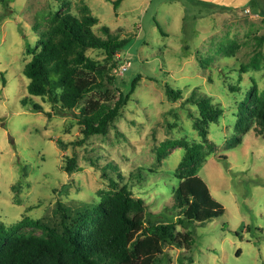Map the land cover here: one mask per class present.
<instances>
[{
    "label": "rangeland",
    "instance_id": "1",
    "mask_svg": "<svg viewBox=\"0 0 264 264\" xmlns=\"http://www.w3.org/2000/svg\"><path fill=\"white\" fill-rule=\"evenodd\" d=\"M112 1L0 0V224L49 220L57 203H98L117 174L118 184L143 201L147 221L174 224L176 239L190 234L191 245L161 249V264H264V134L251 125L237 131L233 116L250 88L264 89V0L255 7L249 0H124L116 9ZM84 7L98 19L96 34L106 26L130 39L111 72L115 98L140 77L106 135L87 139L72 115L28 98L22 74L31 58L26 49L36 47L44 24L66 9L81 15ZM253 57L259 67L243 70ZM166 86L180 98L170 100ZM192 93L222 109L207 129L196 175L224 212L182 226L172 196L184 150L175 146L160 159L157 151L166 141L202 142L192 127L197 109L186 102Z\"/></svg>",
    "mask_w": 264,
    "mask_h": 264
},
{
    "label": "trees",
    "instance_id": "2",
    "mask_svg": "<svg viewBox=\"0 0 264 264\" xmlns=\"http://www.w3.org/2000/svg\"><path fill=\"white\" fill-rule=\"evenodd\" d=\"M123 1H112L113 9ZM248 2L247 6L255 7L257 0ZM260 12L264 16V11ZM97 25L98 19L86 7L81 15L72 14L68 9L56 14L44 24L43 31L38 32L36 47L26 49L31 58L22 70L28 81L27 97L39 98L48 103L53 112H64L76 118L82 139L106 135L140 79L135 77L128 93H118L115 98L108 88L114 81L111 72L118 66L116 55L130 39L121 38L118 32H111L106 26L99 27V36L94 31ZM33 30L36 32L38 25ZM88 52H96L103 58L96 60ZM259 64L253 57L243 70L256 69ZM114 90L118 91L115 87ZM164 91L173 101L181 96L168 86ZM230 91L237 92L233 88ZM88 96L91 98L83 102ZM21 102L27 105L26 99ZM186 102L197 109L192 127L202 142L166 141L157 151L160 159L166 150L175 146L184 150L177 169L178 184L172 196V206L180 213L177 222L182 226L191 222L203 224L224 212L196 175L203 142H207V129L219 121L222 109L215 107L209 98L195 93ZM31 110L41 111V106L31 104ZM233 116L237 131L245 133L251 125L257 134L263 135L264 89L257 92L254 87L250 88ZM235 141L238 145L239 141ZM74 163V157L68 160V172ZM116 178L109 177L108 192L98 203L73 209L57 203L54 216L49 220L23 218L9 227L0 224V264H161L164 246H180L181 241L191 245L189 233L176 239L174 224L156 225L147 221L143 201L132 195L129 185L118 184L122 178L117 174ZM28 229L40 235L24 233Z\"/></svg>",
    "mask_w": 264,
    "mask_h": 264
},
{
    "label": "built area",
    "instance_id": "3",
    "mask_svg": "<svg viewBox=\"0 0 264 264\" xmlns=\"http://www.w3.org/2000/svg\"><path fill=\"white\" fill-rule=\"evenodd\" d=\"M126 70H127V69H125V70H122V71H121V73L125 72Z\"/></svg>",
    "mask_w": 264,
    "mask_h": 264
}]
</instances>
